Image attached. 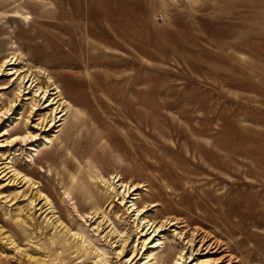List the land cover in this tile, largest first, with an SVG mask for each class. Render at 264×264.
<instances>
[{"label": "rangeland", "instance_id": "obj_1", "mask_svg": "<svg viewBox=\"0 0 264 264\" xmlns=\"http://www.w3.org/2000/svg\"><path fill=\"white\" fill-rule=\"evenodd\" d=\"M196 230L264 264V0H0V264H204Z\"/></svg>", "mask_w": 264, "mask_h": 264}, {"label": "bare ground", "instance_id": "obj_2", "mask_svg": "<svg viewBox=\"0 0 264 264\" xmlns=\"http://www.w3.org/2000/svg\"><path fill=\"white\" fill-rule=\"evenodd\" d=\"M5 61H2V63L4 62V64L1 65V67L3 69L4 68L6 69L5 66H7L9 64V63L5 64ZM20 74H22V73H20ZM29 75L31 76L32 74H29ZM27 76H28V73L23 75V79ZM29 77H28V79H29ZM25 83L23 84V80H22L19 84H17L19 86V89H18L19 93L20 94L22 93V95H27L30 92L31 85L33 82L31 84H29V86H25ZM37 84H38V82H37ZM23 92H26V93L23 94ZM41 93H43L42 97H41V99H43L44 96L46 95V92L42 91ZM52 94H54V93H52ZM32 97L34 98V100H36L39 96L37 97V95L33 94ZM55 98L54 97L50 98L51 102L46 103L45 107L47 105L49 106L53 103H56V101L54 102ZM39 104L40 103H39V98H38L37 103H35V105L33 103V107H31V112L29 113L30 115H37V111H40L39 109H41ZM35 106H36V108H34ZM30 115H28V116H30ZM54 120H55V116H52V115H50V118L48 120H47V117H43V118L40 117L36 123V127H41V128L45 127L46 124L48 123V121L50 122L49 126H52V125H54L53 124ZM172 220H175V221H172ZM175 224H177L176 218H168L167 220L163 221L159 226H156V224H149L148 230L152 229V231H158L163 226L165 227V226L169 225L171 227V226H175ZM148 230H145V231L147 232ZM178 234H179V238H182L183 240H185V245H187L189 250L196 247V251H198L199 253H201V251H204L203 252V254H205L204 256H207V259L203 260L204 264H233L234 261H233L232 257L224 254L223 251H219L221 248L219 246V244L216 241H214V240L212 241L211 239H209L207 237V235L205 236V235H202L201 233H199V230H196L194 232H189V233L187 231H181ZM181 257L183 258V256H181ZM190 257H191V254L188 258H190Z\"/></svg>", "mask_w": 264, "mask_h": 264}]
</instances>
